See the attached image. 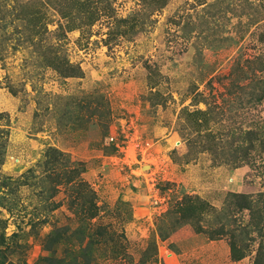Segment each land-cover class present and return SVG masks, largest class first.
Instances as JSON below:
<instances>
[{"label":"rangeland","instance_id":"obj_1","mask_svg":"<svg viewBox=\"0 0 264 264\" xmlns=\"http://www.w3.org/2000/svg\"><path fill=\"white\" fill-rule=\"evenodd\" d=\"M0 264H264V0H0Z\"/></svg>","mask_w":264,"mask_h":264},{"label":"trees","instance_id":"obj_2","mask_svg":"<svg viewBox=\"0 0 264 264\" xmlns=\"http://www.w3.org/2000/svg\"><path fill=\"white\" fill-rule=\"evenodd\" d=\"M67 14V17H69V13H66ZM235 197L236 198H240V199H246V197L245 196H239V195H235ZM231 247H232V257H233V259H240V257L239 256H237V254H238V251L236 250V248H235V246H234V244L232 243L231 244Z\"/></svg>","mask_w":264,"mask_h":264}]
</instances>
